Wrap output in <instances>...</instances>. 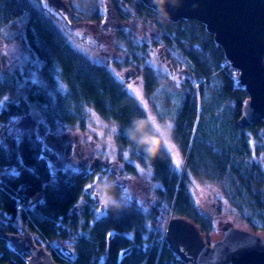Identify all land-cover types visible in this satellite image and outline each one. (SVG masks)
Returning <instances> with one entry per match:
<instances>
[{"label": "trees", "instance_id": "trees-1", "mask_svg": "<svg viewBox=\"0 0 264 264\" xmlns=\"http://www.w3.org/2000/svg\"><path fill=\"white\" fill-rule=\"evenodd\" d=\"M124 3L151 26L155 43L175 50L187 61L192 77L200 81L203 98L198 99L190 89L175 120V136L180 150L187 153L188 166L222 182L226 196L237 205L246 223L253 231L264 230V162L260 158L264 120L249 128L237 125L249 96L238 83L237 69L203 22L181 17L161 20L141 0ZM22 15L26 16L24 44L43 61L45 79L53 83L59 73L68 89L51 96L48 83L32 84L26 98L8 101L4 99L12 80L0 78V230L19 232L17 216L29 218L36 243L45 246L61 264H190L164 237L168 216H184L204 233L212 232L214 222L192 194L187 172L175 166L169 153L151 161L161 183L159 195L167 204H155L149 213L131 202L123 211L107 209L98 215V196L88 190L94 171L53 169L58 156L44 148L40 137L64 123H84L87 105L121 124L118 141L131 147L135 165L136 161L149 164L124 133L134 116L146 112L106 63L68 40L43 6L32 0H0V28ZM128 17L130 12H124L122 19ZM148 74L151 86L157 85L158 72L153 77ZM30 102L42 108L46 123L28 129L21 137H3L4 122L25 111ZM253 139L258 140L256 144ZM129 166L136 171L134 163ZM71 238H75L73 247L66 243ZM5 263L26 264V257L0 237V264Z\"/></svg>", "mask_w": 264, "mask_h": 264}, {"label": "rangeland", "instance_id": "rangeland-1", "mask_svg": "<svg viewBox=\"0 0 264 264\" xmlns=\"http://www.w3.org/2000/svg\"><path fill=\"white\" fill-rule=\"evenodd\" d=\"M35 2L45 8L63 34L77 49L98 62L106 63L144 109L147 106L160 118H172L176 123L177 114L190 89L195 90L198 99L203 98L200 81L192 77L186 64L187 61H184L171 47L149 42L150 37L154 39L156 37L153 29L145 22L144 18L135 14L130 6L126 5V9L130 12V17L126 20L128 23L121 22L120 26L114 25L109 29L110 32H107L101 28L104 0H69L68 3L73 9L71 11L74 12L73 20L80 21L79 25L73 27H70L48 5L47 0H36ZM45 3H47V7ZM25 25L26 16L22 15L0 28V78L11 79L13 84L4 100L17 99L18 101L21 98H26L27 89L32 85L30 82L31 73L37 69L38 64H43V61L24 44ZM161 48L164 52L163 55L160 51ZM148 72L152 77L158 72L159 83L157 85L151 86ZM237 74L239 75L238 70ZM40 79L43 81L42 84L48 83L51 96L64 93L68 89V84L59 73L56 74L53 83H49L45 79L42 71ZM5 105L6 101H3L2 106ZM26 114H31L33 117V127H31L33 130L46 123L42 108L40 109L30 102L25 111L12 114L8 118L9 120L4 122L3 128L6 130L7 137H16L25 132L20 128L18 122L20 117ZM85 115L84 123H64L60 127L49 129L48 133L40 137L44 148L51 149L58 156L53 162V169H91L94 171V177L90 183L93 187H89L90 184H88V190L92 195L94 192L93 182L98 176L108 173L120 174L127 177L123 181V186L129 189L131 202L140 205L146 213H149L155 204L160 203L162 206H166L167 200L159 195L161 183L155 178L153 166L149 168V164L142 162L136 166L131 147L120 145L118 133L122 128L121 124L113 118L103 116L90 105H87V114ZM114 125H119L115 131H113ZM173 140L181 164L179 167L177 166L176 158L171 151L169 153L173 163L181 172H187L192 194L196 201L199 204L204 203L207 213L214 219L212 232H202L201 235L204 239L211 244L222 238L224 236L223 226L226 224H233L253 231L241 215L237 205L226 196L222 182L210 180L191 170L187 162V153L182 152L176 142L175 131ZM257 141L256 139L252 140L254 144ZM261 143H264V139ZM260 158L264 162V152L261 153ZM133 163L136 171L129 166ZM136 164L139 162L136 161ZM97 198V214L101 215L107 209L102 206L100 198ZM170 215L167 221L171 217ZM17 217L16 223H18L19 229L25 227L31 230L36 237L37 234L30 225V219H24L20 214ZM253 232L264 237V230H254Z\"/></svg>", "mask_w": 264, "mask_h": 264}, {"label": "water", "instance_id": "water-1", "mask_svg": "<svg viewBox=\"0 0 264 264\" xmlns=\"http://www.w3.org/2000/svg\"><path fill=\"white\" fill-rule=\"evenodd\" d=\"M153 9L151 0H141ZM70 26L75 25L67 0H47ZM197 5L193 7V5ZM194 18L206 25L223 47L226 58L239 71L238 83L247 90L237 119L240 128L264 120V0H184L172 10L171 20ZM1 69V59H0ZM24 131L32 129L33 117H20ZM222 238L209 243L195 222L184 216H171L165 227V239L182 260L192 264H264V237L242 227L226 224ZM13 250L25 255L26 264H61L45 246L36 243L34 233L23 227L19 232L0 230ZM70 252L69 248L65 249ZM9 264V263H5Z\"/></svg>", "mask_w": 264, "mask_h": 264}, {"label": "clouds", "instance_id": "clouds-1", "mask_svg": "<svg viewBox=\"0 0 264 264\" xmlns=\"http://www.w3.org/2000/svg\"><path fill=\"white\" fill-rule=\"evenodd\" d=\"M184 0H151L154 11L161 20H171L172 10L183 6ZM197 5H193L196 7ZM177 87L179 85L177 84ZM145 116H134L124 129V133L131 144L135 145L151 161L163 158L166 153L173 150V134L175 122L172 118H160L155 112L145 106ZM119 125L113 126L115 131ZM127 155V153H125ZM127 177L120 174H102L94 183V196L100 198L104 208L120 212L130 206L131 195L123 181ZM89 187H93L92 184ZM69 247L75 244V238L66 241Z\"/></svg>", "mask_w": 264, "mask_h": 264}, {"label": "flooded vegetation", "instance_id": "flooded-vegetation-1", "mask_svg": "<svg viewBox=\"0 0 264 264\" xmlns=\"http://www.w3.org/2000/svg\"><path fill=\"white\" fill-rule=\"evenodd\" d=\"M33 2H35L36 0H32ZM69 1V0H67ZM125 0H104V13H103V19L102 22H101V28H103L105 31H109V29H111L114 25H118L120 26L121 22H126L128 23V21H126L125 19H122V16L124 15V12H128V10L126 9V4L124 3ZM37 3L38 5H40V3L38 2H35ZM49 5V4H48ZM42 6V5H41ZM50 6V5H49ZM51 8H53L52 6H50ZM45 9V8H44ZM54 9V8H53ZM73 10V9H72ZM56 12V11H55ZM57 13V12H56ZM73 11H72V17H73ZM58 14V13H57ZM59 15V14H58ZM98 21H100L98 19ZM80 24V21H75V26L79 25ZM155 34V33H154ZM99 35V34H98ZM148 36V35H147ZM99 37V36H98ZM149 37V36H148ZM151 39L149 40V42H153L154 44H157L155 43V39L150 37ZM147 40V39H145ZM163 46V45H162ZM161 54L163 55L164 52H163V49L161 48ZM176 125V123H175ZM26 132V131H25ZM25 132L19 134L17 137H21ZM1 135L3 137L6 136L5 132H2ZM177 142V141H176ZM178 146H179V143L177 142ZM170 154V153H169ZM171 155V154H170ZM172 157V156H171ZM173 160V159H172ZM137 166L140 165L139 164H136ZM152 166V165H151ZM154 169V167H153ZM155 174V173H154ZM208 201H211V200H208ZM206 202V200H205ZM198 205L200 206V208L203 210V211H206V207H205V204L204 203H200L197 202ZM207 212V211H206ZM213 222H214V219H213Z\"/></svg>", "mask_w": 264, "mask_h": 264}, {"label": "snow or ice", "instance_id": "snow-or-ice-1", "mask_svg": "<svg viewBox=\"0 0 264 264\" xmlns=\"http://www.w3.org/2000/svg\"><path fill=\"white\" fill-rule=\"evenodd\" d=\"M45 6L47 7V3H45ZM42 69H43V64L40 63V64H38L37 69L34 70L31 73V81L30 82L33 85H39V84H42L43 83V81L40 79V72L42 71ZM41 122L43 123L44 121H41ZM172 148H173L172 151H173L174 157L176 158V164L179 167L180 164H181V160L179 159L178 150L175 149V146L174 145L172 146ZM141 171H143V169H141Z\"/></svg>", "mask_w": 264, "mask_h": 264}]
</instances>
